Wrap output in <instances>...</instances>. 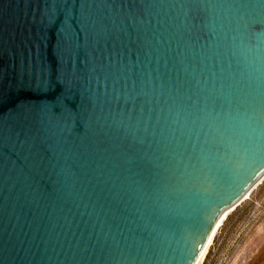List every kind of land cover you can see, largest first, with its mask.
<instances>
[{
  "label": "water",
  "instance_id": "water-1",
  "mask_svg": "<svg viewBox=\"0 0 264 264\" xmlns=\"http://www.w3.org/2000/svg\"><path fill=\"white\" fill-rule=\"evenodd\" d=\"M264 171V0H0V264H194Z\"/></svg>",
  "mask_w": 264,
  "mask_h": 264
},
{
  "label": "rangeland",
  "instance_id": "rangeland-1",
  "mask_svg": "<svg viewBox=\"0 0 264 264\" xmlns=\"http://www.w3.org/2000/svg\"><path fill=\"white\" fill-rule=\"evenodd\" d=\"M198 264H264V178L230 211Z\"/></svg>",
  "mask_w": 264,
  "mask_h": 264
},
{
  "label": "bare ground",
  "instance_id": "bare-ground-1",
  "mask_svg": "<svg viewBox=\"0 0 264 264\" xmlns=\"http://www.w3.org/2000/svg\"><path fill=\"white\" fill-rule=\"evenodd\" d=\"M264 178V171L250 184V186L246 189V191L242 194L240 199H238L236 202L232 203L227 207L225 212L221 215L220 219L216 222L214 228L211 230L210 235L208 236L202 250L198 254L194 264H198L200 260L204 257L212 238L215 234V231L218 229V227L223 223L224 219L227 218V215L232 211L240 202L247 199L250 195L251 190ZM257 263V261H255Z\"/></svg>",
  "mask_w": 264,
  "mask_h": 264
}]
</instances>
